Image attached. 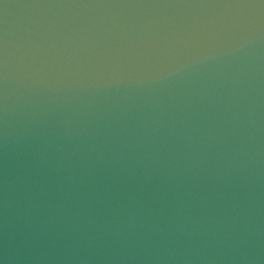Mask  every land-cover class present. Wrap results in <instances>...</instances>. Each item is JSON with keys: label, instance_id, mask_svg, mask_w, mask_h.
Masks as SVG:
<instances>
[{"label": "water", "instance_id": "obj_1", "mask_svg": "<svg viewBox=\"0 0 264 264\" xmlns=\"http://www.w3.org/2000/svg\"><path fill=\"white\" fill-rule=\"evenodd\" d=\"M0 264H264V0H0Z\"/></svg>", "mask_w": 264, "mask_h": 264}]
</instances>
